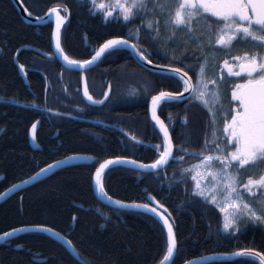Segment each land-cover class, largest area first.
Segmentation results:
<instances>
[{
	"label": "trees",
	"instance_id": "1",
	"mask_svg": "<svg viewBox=\"0 0 264 264\" xmlns=\"http://www.w3.org/2000/svg\"><path fill=\"white\" fill-rule=\"evenodd\" d=\"M22 1L34 15H43L53 7L70 13L60 43L75 61L90 59L106 40L115 37L132 39L152 53L162 46L154 29L148 27L149 5L125 23L122 18L105 22L99 10L93 14L91 0ZM105 3L114 4L115 0ZM52 34V23L29 24L12 0H0V193L69 155L83 154L91 159L60 169L0 203V233L42 225L66 235L87 264H160L167 247V231L160 219L148 212L106 205L93 186L102 161L126 157L154 163L163 151L164 140L148 110L150 98L157 93L156 74L138 65L125 48L106 52L85 74L96 99L103 97L109 85L111 95L102 106L89 105L81 90L83 72L66 69L56 56L42 54H53ZM19 49L17 60L25 67L28 82L15 60ZM169 76L177 81L176 90L181 89L179 78ZM165 104L174 109V156L183 159H172L153 173L113 166L103 174L104 191L131 203L150 202L152 195L169 210L178 246L172 264L240 249L264 251L263 226L245 222L238 232L225 231L219 208L192 195L195 181L183 170L197 159L184 155L181 149L202 152L195 140L204 126L207 108L196 101L191 107L164 101L159 113ZM38 120L41 148L33 149L29 131ZM242 262L259 264L251 256L205 264ZM0 264L83 263L50 235L27 232L0 244Z\"/></svg>",
	"mask_w": 264,
	"mask_h": 264
},
{
	"label": "snow or ice",
	"instance_id": "2",
	"mask_svg": "<svg viewBox=\"0 0 264 264\" xmlns=\"http://www.w3.org/2000/svg\"><path fill=\"white\" fill-rule=\"evenodd\" d=\"M92 13L97 10L101 11L105 22L109 18L114 21H122L125 23L132 22L141 12L148 9L149 0H115L114 4L105 3V0H91ZM119 9L114 16L113 13ZM159 10L162 14H166L165 28H173L178 31L186 32L192 43L199 42L201 48L209 49V55L204 58L199 66L197 74V83L192 84L191 78L187 72H182L180 68H173L172 71L179 77V81L183 83V92H164L152 97L153 118L157 120L161 132L164 135L163 151L160 152L159 158L151 165H141V167H150L158 169L162 165L169 162V158L183 159V157L173 156L172 140L168 131V127L163 121L156 116V106L165 100H182L185 92L189 93V99L199 101L202 106L207 108L212 115L213 132L211 134V149H209V141L205 142V151L201 153L187 152L184 149V155L196 157L198 163L190 168L184 169V172L194 173L191 177L195 181L192 189L194 197H201L205 202L218 207L224 215L225 231L230 229L238 232L241 223H252L264 225V208L257 209L245 202V196L240 190L243 183L240 179L241 174L249 169H258L264 166V0H179L175 4L174 9H169L167 2L160 0H152V11ZM56 13L57 30L53 33L56 39V47H60V27L65 19L61 16L57 9H52ZM66 11V9H65ZM193 20L204 21L207 33L204 29H200L199 35L196 30L191 27ZM159 19L149 21L148 27L154 29L159 35L160 32ZM139 29L136 30L137 39H139ZM175 34V33H174ZM129 45L133 51L146 59L143 52L136 48L135 44H129L126 39H108L99 49L91 60L83 61V64H91L98 60L106 52H115L120 46ZM237 45H249L259 49V52H245L243 56L232 57L238 62L235 65L224 60L223 66L227 69L229 77H239L243 79L242 83H235L231 91V100L229 108L220 120L223 128L219 132L215 130L216 118L223 108L220 103L219 85L224 82V77L208 80L205 78L206 68L209 61L215 59L214 52L223 50L227 55L231 56V50ZM62 51V50H61ZM64 59L68 64H77L79 62L70 60L67 56ZM151 63V61H148ZM23 70V65L20 66ZM243 74V75H242ZM209 84L213 85L212 88ZM84 95L88 100L92 101L87 87L84 89ZM107 95V94H105ZM232 101L236 102V106L232 107ZM102 103V101H94ZM219 105L217 108L216 106ZM230 117V119H229ZM186 123V121H185ZM36 125H32L35 132ZM224 137V139H220ZM120 158L115 160H106L96 169L95 180L97 188L102 196L111 200L112 198L104 191L101 183V173L104 169L111 165L122 163ZM58 163H63L60 161ZM132 163H136L132 161ZM52 165H49L51 168ZM42 169L41 171H45ZM202 170V171H201ZM35 179V177H33ZM200 179L206 180L202 186ZM18 187V185L16 186ZM264 190V170L258 176L254 173L248 175L246 183H243V190L251 192L252 188ZM121 208L127 207H143L148 211L157 213L156 208L150 207L148 204H126L122 201H114ZM231 209L229 212L228 210ZM160 218L164 221L167 228V247L164 260L170 261L174 256L177 248V240L175 238L172 225L163 215ZM23 229H13L12 232H6L0 239H4L13 235L16 231ZM43 231H51V229H40ZM56 235L57 233H53ZM231 255L253 257L259 259V264H264V254L253 250H243L232 253ZM191 264V262H189ZM243 264V262H242Z\"/></svg>",
	"mask_w": 264,
	"mask_h": 264
},
{
	"label": "water",
	"instance_id": "3",
	"mask_svg": "<svg viewBox=\"0 0 264 264\" xmlns=\"http://www.w3.org/2000/svg\"><path fill=\"white\" fill-rule=\"evenodd\" d=\"M12 2L14 3L15 7L18 9L20 15L25 20V22H27L29 24H32V25H45L47 23H53V33L56 32V30H57L56 13L52 12L51 10H49L47 13H45L44 15H41V16L33 15V14H31L29 12V10L27 9V7L25 6V4L23 3L22 0H12ZM60 15L65 17V19L63 20V22L61 24L60 30H59L60 33H61L62 28L64 27V25L66 24V22L70 18V13H67V15H64V14L60 13ZM115 38L126 39V38H123V37H115ZM111 39H113V38H111ZM126 40L129 41V44H135L133 41H131L129 39H126ZM52 45H53V54H47V53H44V52H42V54L49 55V56L55 55L66 69L83 72L81 90H82V95H83V98L85 99V101L89 105H92V106H101L105 102H107V100L110 98V95H111V90H112L111 85L108 86V88H107V90L105 92V94H107V95L104 94V97L101 100H97L92 95V93L90 91L88 80H87V77H86V74H85V71L90 70L92 67H94L104 54L98 60H96L95 62H93L91 64L85 65V64H83V62H79L77 64L70 65L64 59V56H66V55L64 54V52L62 50L61 43H60V47H61L62 51L57 49V47H56V39L53 36V34H52ZM121 47H124V48L128 49L131 52V54H132L133 58L135 59V61L138 63V65H140L144 69L150 70L152 72H165V73L176 75L172 71V69L174 67L159 65V64L149 60L147 57H146V59L142 60L140 58V56L137 55V53L135 51H133L132 47H130L129 45H122ZM24 48H28V49H33L35 51H39L38 49L33 48V47H24ZM136 48L139 49L137 46H136ZM19 51H20V49L16 53L15 60H16V63L18 65L19 69H20V73H21L22 77L25 79L26 82H28L27 75H26V69L23 66V70H21V67H20L21 64L17 60V54L19 53ZM95 52L92 55V57L95 55ZM92 57L90 59H88V60H91ZM70 60H72V59H70ZM148 61H151V63H149ZM181 71L184 72L183 70H181ZM85 87H87L89 95L92 96V98H93L92 101L88 100V98L84 95ZM188 97H189V93L185 92L184 95H183V99L182 100H185ZM94 101H102V103H98V102H94ZM158 106L159 105H157L156 109H155L156 116L159 118L160 121H163L161 119L159 113H158ZM148 109H149V114H150V117H151L152 121L160 128L159 123L157 122V120L153 118L152 98H151V100H150V102L148 104ZM39 123H40L39 120L34 123L36 125L35 132H33L32 127H31V129L29 131L30 144H31V146L34 149H40V144H39V142L37 140V130H38V127H39ZM171 140H172V138H171ZM172 145H173V156H174L175 145H174L173 141H172ZM116 158H120L124 162L118 163V164H115V165H111L108 168L104 169L103 172L101 173V183H102V175H103V173L106 170H108L109 168H111L113 166H116V165L129 166V167H133V168L139 169V170H141L143 172H149V173L160 171V170L164 169L167 166V164L166 165H162L158 169H153V168H150V167H141V165H151L152 163H144V162H141V161H139L137 159L126 158V157H114V158H109V159H106V160H115ZM90 159L91 158L88 155L72 154V155H69V156H67L65 158H62V159L56 160L54 162H51V163L43 166L42 168H40L33 175H31V176H29V177H27V178H25V179H23V180H21V181H19L17 183H14L13 185H11L7 189H5L3 192H1L0 193V203L6 201L9 197H11L14 194L20 192L21 190H23V189H25V188H27V187H29V186L41 181L43 179H46L47 177L51 176L52 174H54L56 171H58L60 169H63L65 167L72 166V165L84 164V163L88 162ZM106 160L102 161L100 163V165L103 164ZM171 160H172V158L170 157L169 158V162ZM60 161H63V163H58ZM132 161H135L136 163H132ZM49 165H52V167L49 168ZM99 166L97 168H99ZM42 169H46V170L45 171H41ZM33 177H35V179H33ZM17 185H18V187H16ZM93 185H94V190H95L96 196L99 198L100 201H102L106 205L112 206L114 208L124 209V210H138V211L148 212V213L153 214L154 216H156L158 219H160V221L164 225V221L160 218V215H163L166 219H168L169 223L172 225L173 232H174V235H175V231H174V227H173V224H172V221H171V216H170L169 210L164 205H162L154 196L149 195V201L150 202H148V203H129V202H124V201H122V202H124L126 204H129V205H131V204H140V205L148 204L150 207L156 208L157 213H159L160 215H157L156 213L148 211V210H146L143 207H139V208L138 207L121 208L119 205L114 203V201L119 200V199H116V198H114V197H112L110 195H108V196L112 198L111 200L105 198L104 196H102L100 194V192H99V190L97 188L96 180H95V174H94V179H93ZM119 201H121V200H119ZM13 229H23V230L22 231H16L13 235L8 236V237H6L4 239H0V244L8 242V241H11V240L15 239L16 237H18L20 234H23V233H27V232H44V233L50 235L51 237H53L57 242L62 244L69 251V253L72 256H74L78 261H80L83 264H87L84 260H82L80 258L78 252L76 251L75 247L71 243L70 239L66 235L56 231L55 229H52V228L47 227V226H42V225L20 226V227H16V228H13ZM13 229H10V230H8L6 232H12ZM40 229H51V231H43V230H40ZM166 231H167V228H166ZM6 232H4V233H6ZM4 233H0V236H3ZM53 233H57V234L54 235ZM175 238H176V235H175ZM243 250H253L255 252H259V251H256L254 249H242V250H238V251L231 252V253L209 254V255H204V256H200V257L188 260L184 264H189V262H191V264H205V263H208V262H215V261H229V260H232V259L243 257V256L231 255L232 253L240 252V251H243ZM176 251H177V248L175 250L174 256L170 259V261H167V262L163 261L160 264H172V262H173V260L175 258V255H176ZM259 253H261V252H259ZM256 259H258V258H256Z\"/></svg>",
	"mask_w": 264,
	"mask_h": 264
},
{
	"label": "flooded vegetation",
	"instance_id": "4",
	"mask_svg": "<svg viewBox=\"0 0 264 264\" xmlns=\"http://www.w3.org/2000/svg\"><path fill=\"white\" fill-rule=\"evenodd\" d=\"M59 11L62 12L64 15L65 13L59 8ZM66 11V15H67ZM202 21V20H201ZM204 23V21H202ZM169 38L168 40L165 39L164 37V31H160L159 35L155 32V39L157 41L161 40L162 46L160 47L158 45V49L155 50V53H152L149 49H147L145 46H138L135 41H133L136 46L139 48L141 52L144 53L145 57H147L149 60L162 65V66H170L174 68H180L184 72L188 73V77L191 78L192 84L197 83V74L199 73V66L202 62H204V58L209 55V49L201 51L198 48L195 47H188L184 49L181 52H177L174 47H173V41L171 42L170 39L174 37V34L169 33ZM161 45V43H160ZM259 49L253 48L249 45H237L231 50V56L227 55L225 51L223 50H217L214 52L215 59L212 61H209V64L206 68V75L205 78L208 80H213L217 79L220 76L224 77V82L219 85L220 88V103L223 105L222 110L220 111L219 115L217 116L216 124H215V130L219 132L223 128V123L220 120V116H222L225 112H227L229 108V101L231 100V91L234 88L235 83H242L243 79L239 77H229L227 73V69L224 68L223 62L224 60H229V63L234 65L233 70H237L235 68V65L238 63L235 60L232 59V57L235 56H243L245 52H250V53H256L259 52ZM155 85H156V90L157 93L155 95L159 94L161 91L164 92H172V93H177V92H183V83H182V88H177L176 80L171 78L169 75L176 76L173 74L165 73V72H155ZM243 75V74H242ZM178 77V76H176ZM179 78V77H178ZM209 87L212 88L213 85L209 84ZM153 97V96H152ZM151 97V98H152ZM150 98V100H151ZM165 101H176V100H165ZM196 101L194 99H186L184 101H177L185 104L188 107H191V104ZM162 101L160 103V106L158 107V111L160 107L162 106ZM199 102V101H196ZM200 103V102H199ZM236 106V102L232 101V107ZM217 108L219 105L216 106ZM208 110V109H207ZM174 109L171 107V105L165 104L162 108V113H159L161 119L164 121L166 126L168 127L169 133L171 135L172 141L173 140V134H174V123H173V117H172V112ZM205 117H204V126L201 129L200 135L197 137V140H195V143L197 145H200L202 148V152L205 154H208L205 151V142L206 140L209 141V149H211L212 145L210 143L211 141V134L213 132V126H212V115L209 112H205ZM230 119V117H229ZM158 130L160 131V134L164 140V135L157 127ZM190 139H193L190 136ZM220 139H224V137H220ZM264 170V166H260L258 169H249L245 173L241 174V181L243 183L247 182L248 175L249 174H255L258 176L260 172ZM243 183L241 184L240 190L242 191L243 195L245 196V199L248 201H251V203L259 210L264 208V190L258 189V188H252L251 192H245L243 190ZM254 200V201H253ZM260 225V224H256ZM264 227V225H261ZM258 251V250H257ZM261 252V251H259ZM264 254V251L262 250L261 252Z\"/></svg>",
	"mask_w": 264,
	"mask_h": 264
},
{
	"label": "rangeland",
	"instance_id": "5",
	"mask_svg": "<svg viewBox=\"0 0 264 264\" xmlns=\"http://www.w3.org/2000/svg\"><path fill=\"white\" fill-rule=\"evenodd\" d=\"M160 2L163 3V2H165V0H160ZM166 2H167V5H168L169 9H174L175 8V4L178 3L179 0H166ZM149 9H150V15L147 18V23L149 24V21H154L156 19H159V22H160L159 27H160V30L162 32L164 31V37H165L166 40H168V38L170 37L169 33H172V34L175 33L174 37H172L170 39V41L171 42L173 41V44H174L173 47H174V49L177 52H181V51H183L184 49H186L188 47H195V48L200 49L201 51L206 50V48H201L200 47L199 42L192 43L190 38L187 36L186 32L178 31V30H175V29H173L171 27L166 29L164 25H165V21L167 19V16H166V14H162L159 10H156L155 12L152 11V0H149ZM191 27L196 30V32H195L196 35L200 34V32H199L200 29H204L205 34L207 33V29L205 28V24L201 20H193L191 22ZM193 174L194 173H192V175ZM200 182H201V184L203 186L206 183V180L200 179ZM245 202L249 203L250 201H245ZM257 211H258V209H257Z\"/></svg>",
	"mask_w": 264,
	"mask_h": 264
},
{
	"label": "bare ground",
	"instance_id": "6",
	"mask_svg": "<svg viewBox=\"0 0 264 264\" xmlns=\"http://www.w3.org/2000/svg\"><path fill=\"white\" fill-rule=\"evenodd\" d=\"M52 9H57L58 11H59V7H53ZM52 9H49V10H52ZM48 10V11H49ZM47 11V12H48ZM46 12V13H47ZM60 12V11H59ZM60 13H62V12H60ZM32 14V13H31ZM63 14V13H62ZM34 15V14H33ZM44 15V14H43ZM66 15V14H65ZM37 16H41V15H37ZM48 24V23H47ZM53 24V23H52ZM123 38H125V37H123ZM126 39H128V38H126ZM129 40H131L132 41V39H129ZM121 47V46H120ZM121 48H124V47H121ZM126 49V48H125ZM128 50V49H127ZM129 51V50H128ZM63 52H64V50H63ZM130 52V51H129ZM64 54L66 55V53L64 52ZM130 54H131V52H130ZM132 55V54H131ZM52 56H55V55H52ZM67 56V55H66ZM68 57V56H67ZM57 58V57H56ZM58 59V58H57ZM177 76V75H176ZM103 97H104V95H103ZM103 97H101V98H99V99H97V100H101ZM189 98V97H188ZM187 98V99H188ZM85 100V99H84ZM186 100V99H185ZM176 101H184V100H176ZM106 103V102H105ZM104 103V104H105ZM161 103V102H160ZM103 104V105H104ZM102 106V105H101ZM163 133V132H162ZM171 136V135H170ZM38 140V139H37ZM33 148V147H32ZM40 148H41V146H40ZM34 149V148H33ZM138 160V159H137ZM140 161V160H139ZM142 162V161H141ZM145 163V162H144ZM104 174V173H103ZM102 177H103V175H102ZM94 179V178H93ZM94 186V185H93ZM109 195V194H108ZM129 203H131V202H129ZM112 207V206H111ZM117 209H120V208H117ZM177 249H178V246H177ZM176 254H177V251H176ZM176 256V255H175ZM175 259V258H174ZM165 261V260H164ZM174 261V260H173ZM173 263V262H172Z\"/></svg>",
	"mask_w": 264,
	"mask_h": 264
}]
</instances>
